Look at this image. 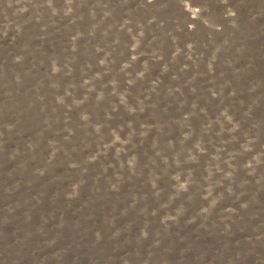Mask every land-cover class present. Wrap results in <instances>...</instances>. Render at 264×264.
<instances>
[{
    "label": "rangeland",
    "instance_id": "obj_1",
    "mask_svg": "<svg viewBox=\"0 0 264 264\" xmlns=\"http://www.w3.org/2000/svg\"><path fill=\"white\" fill-rule=\"evenodd\" d=\"M6 43L0 212L19 220H0V264H264V0H0ZM93 171L129 187L101 222L80 201ZM217 228L226 254H196L192 235Z\"/></svg>",
    "mask_w": 264,
    "mask_h": 264
},
{
    "label": "trees",
    "instance_id": "obj_2",
    "mask_svg": "<svg viewBox=\"0 0 264 264\" xmlns=\"http://www.w3.org/2000/svg\"><path fill=\"white\" fill-rule=\"evenodd\" d=\"M97 1H99V2H103V1H105V2H108V3H110V6L115 10V8H116V10L117 9H119V6L121 5V1H123V0H97ZM150 4H145L144 6H149ZM110 13L111 14H113V11H112V9H111V11H110ZM27 15H29V12H27ZM145 15H143V17H144ZM118 18H119V15H113L109 20H107L104 24L105 25H108V26H110V28H111V33H114V35L118 32V31H120V33H122V35H128L127 33H125L124 31L125 30H120L121 29V27L118 25ZM144 20H148V18L147 17H145V19ZM82 21V20H81ZM86 21V19H84V22ZM82 23H83V21H82ZM90 23V19H87V24L85 25V26H87L88 24ZM75 25H77V24H75ZM88 28V27H87ZM125 33V34H124ZM30 34H32V33H30ZM35 35V34H34ZM119 36V35H118ZM121 36V35H120ZM50 37H54L52 40H51V42H52V44L50 45V41H48L46 44L48 45V46H54L55 47V49H56V47L57 48H59V51H61L62 49H65L63 46L65 45V40L68 38V36L65 34V33H56L55 35H51ZM107 37V36H106ZM109 37H107V38H105V40H107ZM21 39H22V37H18V40H19V42L21 41ZM14 42V41H13ZM15 43H17V41L15 42ZM30 43V42H29ZM40 41H38V40H34L33 39V47H36V48H38V47H40ZM9 45V46H8ZM30 45H31V43H30ZM46 45V46H47ZM5 47H14L13 45H11V44H8V43H6V44H3V46L2 47H0V50H5L6 51V49H5ZM44 53H49V52H51V53H53L52 51H50V50H42ZM79 53V52H78ZM60 56H61V54H59ZM1 67H2V69H3V72H5V73H7V69H5V67H6V65H4V63H3V61H1L0 60V69H1ZM33 72H36L35 70H33ZM7 79V81H5ZM10 81H14V78L13 77H11V78H6V77H1L0 76V84L2 85V88L5 90L6 88H10L9 87V85H8V83L9 84H12L13 85V83L12 82H10ZM23 92V90H19L18 92H17V96L18 97H20V95H21V93ZM12 94H13V91H12ZM9 100H11V99H6V101H9ZM232 100H233V103L230 105V106H232V107H234V108H237L238 107V104L237 103H239V99L238 98H232ZM37 103V102H36ZM31 104V105H29V109H27V111H28V113H27V116H31L32 114H40V112H41V109H39L38 107H37V105L38 104ZM26 104L27 103H24V107L26 108ZM50 109H51V107H50ZM153 109H155V110H157V111H159V109L160 108H153ZM238 109L239 110H243L244 109V107L243 106H239L238 107ZM27 137H30V138H32L33 139V137H32V134H27L26 136H23V135H19V136H14L13 138H17L18 140V142L20 143V145H24V142L26 141V138ZM44 143L46 144L47 143V138L45 137L44 138ZM147 145H148V143H146V147H147ZM26 147V146H25ZM43 148L41 147V151L39 150V148L37 147V148H35V150H34V152L35 153H37V155H39V156H43L44 158H46V152H47V149H45L44 148V150H42ZM34 166V164H32V162H31V166ZM94 174H95V171H93V172H91V175H89V181L84 185V188H83V192H82V196H81V198H80V201H83V200H87L88 201V203H89V206L93 209V210H95L94 212L97 214L96 216H95V218L93 219V220H97V222L98 221H100L101 219H103V218H105V217H109V211H107L109 208H110V206H111V203H112V201H116L117 202V204H118V208L119 209H125V206L127 205V201L129 200V197L127 198V194H125V192L126 191H128L129 190V187H128V184L126 185L127 187H125L124 186V188L122 189V191H120V192H114V191H112L111 189H108L107 191H109V193L106 191V189H104V187H102L103 186V181H102V179L101 178H98V176L97 177H95L94 176ZM96 180V181H95ZM53 181V180H52ZM52 181L50 182V183H52ZM57 181V180H56ZM95 182L98 184H96L95 185ZM55 183H58V186H59V188L61 187V186H63L62 185V183H61V181H59V182H55ZM55 183H53V184H51L52 185V188H54L55 187ZM50 186V185H49ZM91 187H93V194H90V189H91ZM50 192V191H49ZM107 192V195L106 196H104V193H106ZM33 193H29L28 191H27V196H28V198H30V196L32 195ZM2 196V194H0V206L1 205H3V204H5V203H7V202H10V201H4V199L1 197ZM113 196H115V197H113ZM1 198L3 199V201L1 200ZM46 198V197H45ZM117 198L119 199V200H117ZM42 199H44V198H42ZM114 199V200H113ZM124 199H125V202H124ZM48 200V198H46L45 199V201L44 200H39V201H37V200H34V201H37V202H39V203H41V202H48L47 201ZM80 201H75V202H73L72 200H69V202L70 203H75V205H77V206H79L80 204H79V202ZM11 202H13V201H11ZM66 204H67V201H66ZM71 207H74V206H71ZM70 208V207H69ZM104 209L105 208V214L107 213V216L106 215H103V216H100V212H101V209ZM17 211H19V212H24L25 211V209H22V210H17ZM40 211V210H39ZM71 211V210H70ZM72 213V212H71ZM59 214V213H58ZM2 215H4V213L1 211L0 212V220H1V218L2 219H4V218H6V217H3ZM9 215V214H8ZM12 215V214H11ZM38 215V213L36 212V215H34V218H30V219H28V220H25V223L26 224H30V225H32V224H35V223H33V222H40L39 220H38V218H36V216ZM66 217H67V215H66ZM133 218H135V216L133 217ZM63 219V218H62ZM78 219V212H74L73 213V215L71 214V216L69 217V220L71 221V222H73V224L74 223H76L77 222V225H76V227L80 230L81 229V226L80 225H82V224H80V222L77 220ZM139 219L141 220V217H139ZM6 220H7V222L8 221H11L10 223L11 224H17V221L19 220V219H14V218H12V219H9V218H6ZM59 220V219H58ZM101 221H103V220H101ZM100 221V222H101ZM40 223H42V222H40ZM82 223H83V221H82ZM104 225H106V224H104ZM137 227V226H136ZM153 227H157V226H155L154 224H153ZM162 226H159V229H161L162 230V232L164 231V229H162L161 228ZM202 229H204V228H202ZM111 230H112V228H111ZM224 231V230H223ZM222 234H221V233ZM209 234V233H208ZM208 234H204L203 236L202 235H198V236H194V235H192V239L194 240V242H193V247L194 248H192L193 250H194V252L196 253V254H202V252H203V254H204V247H208L209 249H208V252L209 251H211V256H213V258H214V256H220V255H225L226 253L225 252H222L223 250H222V246H223V243H224V241H226L227 240V238L228 237H226L225 236V234L222 232V230H220V228H217V234L213 237V236H210V235H208ZM213 239H216V241H220V243L219 244H217V245H215V246H211V241L213 240ZM147 241H150V239L149 240H147ZM178 251V250H177ZM181 258H179V260H180ZM116 262H117V264L118 263H120L121 264V259L120 258H118V257H116ZM224 262L226 263V264H233V260H232V258L231 257H226L225 259H224ZM223 261H222V263H224ZM196 264V263H195Z\"/></svg>",
    "mask_w": 264,
    "mask_h": 264
}]
</instances>
